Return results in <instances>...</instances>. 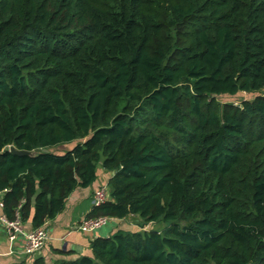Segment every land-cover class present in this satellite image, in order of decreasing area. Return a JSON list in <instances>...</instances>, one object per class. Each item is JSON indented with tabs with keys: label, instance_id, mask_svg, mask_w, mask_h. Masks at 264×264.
Returning a JSON list of instances; mask_svg holds the SVG:
<instances>
[{
	"label": "trees",
	"instance_id": "trees-1",
	"mask_svg": "<svg viewBox=\"0 0 264 264\" xmlns=\"http://www.w3.org/2000/svg\"><path fill=\"white\" fill-rule=\"evenodd\" d=\"M98 167L86 218L138 227L54 264H264V0H0L6 217L42 226Z\"/></svg>",
	"mask_w": 264,
	"mask_h": 264
},
{
	"label": "crops",
	"instance_id": "crops-1",
	"mask_svg": "<svg viewBox=\"0 0 264 264\" xmlns=\"http://www.w3.org/2000/svg\"><path fill=\"white\" fill-rule=\"evenodd\" d=\"M111 173L97 168V178L88 187L77 186L66 198L64 207L53 219L46 220L44 226L49 239L44 246L33 254L24 252L25 237L19 235L9 242L4 223L0 220V264H32L38 257L45 264H54L59 259H74L82 254H89V242L95 237H107L117 229H124L125 220L109 218L113 225L98 232H79L74 227L83 220L92 209V194L95 189L106 184ZM3 202V195H2ZM0 205V218L5 215ZM32 209V208H31ZM33 210L27 219L22 221L23 233L35 229L32 224ZM6 216V215H5ZM42 225V226H43Z\"/></svg>",
	"mask_w": 264,
	"mask_h": 264
},
{
	"label": "built area",
	"instance_id": "built-area-1",
	"mask_svg": "<svg viewBox=\"0 0 264 264\" xmlns=\"http://www.w3.org/2000/svg\"><path fill=\"white\" fill-rule=\"evenodd\" d=\"M4 191H0V205L3 206L2 195ZM107 185L103 184L94 190L92 194V205L99 206L107 201ZM19 208V207H18ZM17 211L15 213L14 219H8L5 215L1 216L0 220L4 223L6 228V234L8 236L9 242H13L19 235H24L25 244L24 252L26 254H33L38 252L44 244L49 239L48 231L43 226L37 227L28 233H23L22 222L20 214ZM109 220L106 216L89 217L81 220L75 227L74 230L79 232H94L96 229L100 228Z\"/></svg>",
	"mask_w": 264,
	"mask_h": 264
},
{
	"label": "rangeland",
	"instance_id": "rangeland-1",
	"mask_svg": "<svg viewBox=\"0 0 264 264\" xmlns=\"http://www.w3.org/2000/svg\"><path fill=\"white\" fill-rule=\"evenodd\" d=\"M251 97V94L249 93H246V92H239L237 93L236 95H232V96H229V95H218L216 96V100L219 102V103H226V102H230V103H240L241 100L243 99H247V98H250ZM73 145V143H69V144H63L61 146H57L56 148H54L53 150L55 152H63L65 151L66 149H69L71 146ZM133 217V216H131ZM129 216V220H125L124 221V224H123V227H125V229H132L134 227H138L137 225H135L136 223L134 219H130L131 218ZM113 225L112 223V220L109 219L104 225H102L100 228L96 229L94 232H98V231H101L103 230L104 228H109ZM166 224L163 223V222H158V223H153V224H144V225H141L143 229L145 230H149V229H152V228H155V229H162ZM43 227L45 228V226L43 225Z\"/></svg>",
	"mask_w": 264,
	"mask_h": 264
},
{
	"label": "water",
	"instance_id": "water-1",
	"mask_svg": "<svg viewBox=\"0 0 264 264\" xmlns=\"http://www.w3.org/2000/svg\"><path fill=\"white\" fill-rule=\"evenodd\" d=\"M9 151L13 155H19V156H34L36 154V151L18 150L15 149L13 146H10ZM48 151L49 150L46 148L40 150V152H48Z\"/></svg>",
	"mask_w": 264,
	"mask_h": 264
}]
</instances>
